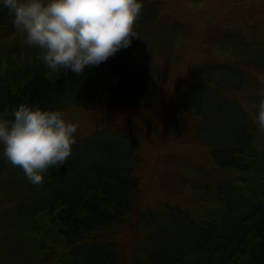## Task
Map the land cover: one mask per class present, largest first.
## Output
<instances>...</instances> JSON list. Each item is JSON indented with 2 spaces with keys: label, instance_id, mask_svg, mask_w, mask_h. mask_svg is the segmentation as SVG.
<instances>
[{
  "label": "trees",
  "instance_id": "obj_1",
  "mask_svg": "<svg viewBox=\"0 0 264 264\" xmlns=\"http://www.w3.org/2000/svg\"><path fill=\"white\" fill-rule=\"evenodd\" d=\"M141 2L143 10L153 7L155 11L138 20L135 28L153 38L155 31L165 33L157 45L165 74L171 58L181 59L183 41L179 35L183 34H179L174 16L163 13L159 0ZM239 26L218 33L217 39L227 55L238 59L246 49L259 47L264 33L261 23L259 27ZM170 28L173 31L169 32ZM245 29L250 37L242 38ZM18 33L0 2V120H11L21 103L64 113L73 107L87 111L99 105L115 110L147 109L161 97L157 65L137 59L131 52L132 43L99 67L86 68L82 76L75 77L71 71L64 75L47 69L40 59L41 50L25 44ZM260 54L251 63L255 67H264V55ZM223 61L199 63L192 80L175 93L173 103L179 113L196 117L193 140L207 148L214 175L219 173L210 186L208 202L200 209L197 204L184 208L165 202L141 210L143 190L137 169L143 163L139 151L144 131H138L142 134L139 142L119 158L103 162H92L81 150L98 132L76 134L74 158L49 168L42 184L31 183L20 168L8 163L32 204L26 207L30 205L26 202L5 213L14 243L27 264H123L124 230L130 232L128 264H264V134L255 123L261 96L255 85V93L249 94L256 108L253 113L242 110L230 93L239 95L244 82L223 83L224 74L218 69ZM213 70L217 72L214 76L205 77ZM216 90L232 107L231 116L216 104ZM192 92L198 96L189 97ZM210 116L217 122L221 117L220 131H231L230 136L212 133L211 138L204 137L199 124ZM189 125L173 120L170 135L180 140Z\"/></svg>",
  "mask_w": 264,
  "mask_h": 264
},
{
  "label": "rangeland",
  "instance_id": "obj_2",
  "mask_svg": "<svg viewBox=\"0 0 264 264\" xmlns=\"http://www.w3.org/2000/svg\"><path fill=\"white\" fill-rule=\"evenodd\" d=\"M159 1L163 13L173 15L172 20L179 23V34H183L179 35L183 41V49L180 51L181 59L171 58V61L167 63L168 67L165 68L167 72L163 73L164 69L161 64L165 61L157 45L158 41L163 40L165 33L158 34V31H155L156 36L153 38L148 37L144 30L135 28L139 38L132 40L134 51H131L137 59L141 61L145 59L157 65L161 88V97L158 102L147 109L123 107L115 110L99 105L86 111L73 107L64 111V116L66 120L78 124L76 134L79 136H86L93 131L98 132L97 137L89 139L90 141L84 142L81 146V150L90 155L92 162H103L111 157L119 158V155L124 153L128 147L130 148L134 142H139V136L142 134L138 131H144L145 140L139 151L143 163L137 169L143 190L141 210L165 202L177 203L184 208L197 204L200 209V206L205 201L208 202L212 196L210 186L213 180L219 178V173L214 175L216 171L209 160L207 148L193 140V119L196 117L192 119L174 108L175 93L192 80L194 68L202 61L225 60L218 66L219 72L224 74L222 82L235 84L243 80L241 90L238 91L239 95L236 93L235 96L234 93H230V97H235L234 100L242 110L247 109L253 113L256 105L249 93L264 92V83L260 84V78L264 77V67H255L251 63L260 53L264 55V33L260 37L262 41L258 42L261 47H257V50L246 49L239 59L229 53L227 55L226 51L224 52L217 44V39L218 33H224L229 28L235 29L239 25V28H250L259 27L261 23L264 28V0H252L251 2H246L248 0ZM152 11H155L153 7L142 10L140 19L146 18L144 15L153 14ZM171 31H173L172 28L169 32ZM244 31L246 32H242L241 37L244 38L247 35L250 37V31L248 29ZM18 34L23 37L21 33ZM176 39L177 42L180 40L179 37ZM259 49L261 52L258 51ZM259 63L261 61L257 62ZM216 73L213 70L205 77L214 76ZM255 85L258 88L257 91L255 88L254 92ZM218 94L216 90V104L223 107V113L231 116L232 107L227 101L218 97ZM194 96H198L196 92L189 95V97ZM176 119L181 123H190L180 140L174 139L169 131L173 120ZM215 119L214 116H210L205 119V122L199 124V131H204V137L211 138L212 133H225L230 136L231 131H220L222 118L220 117L218 122ZM69 158H74V156ZM17 179L15 172H12V167L3 157V146L0 145V264H27L20 253V247L14 243L11 223L8 222V218H5L6 211L20 208L26 202L30 204H25L26 207H32L28 201L29 193ZM128 233L130 234L128 230L122 231L126 251L123 264H128L127 253L130 246Z\"/></svg>",
  "mask_w": 264,
  "mask_h": 264
},
{
  "label": "clouds",
  "instance_id": "obj_3",
  "mask_svg": "<svg viewBox=\"0 0 264 264\" xmlns=\"http://www.w3.org/2000/svg\"><path fill=\"white\" fill-rule=\"evenodd\" d=\"M24 43L41 50L40 59L53 72L82 76L121 49L131 46L141 0H0ZM264 83V77L260 78ZM255 116L264 134V92ZM78 124L60 110L21 103L11 120H0L3 157L20 168L33 184H42L51 167L63 166L72 155Z\"/></svg>",
  "mask_w": 264,
  "mask_h": 264
}]
</instances>
